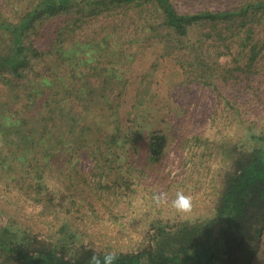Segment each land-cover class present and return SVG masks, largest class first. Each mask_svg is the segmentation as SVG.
<instances>
[{
    "label": "trees",
    "instance_id": "obj_1",
    "mask_svg": "<svg viewBox=\"0 0 264 264\" xmlns=\"http://www.w3.org/2000/svg\"><path fill=\"white\" fill-rule=\"evenodd\" d=\"M198 1L207 3L202 9L179 11L173 0H0V171L36 203L42 202L43 190L50 196L47 177L56 178L66 166L73 180L70 175L88 154L101 166L124 164L123 149L126 153L132 141L120 120L125 95L121 66L134 61L136 53L129 47L147 42L145 37L163 43L164 56L175 55L194 75L191 80L224 95L220 101L243 125L238 140L221 146L230 167L214 217L186 228L196 235L189 241L184 233L162 247L116 252V264H252L263 231L264 0ZM126 10L135 11L129 17L139 36L128 47L124 35H130L121 22L114 26L119 30L114 39L113 34L100 37L101 32L84 44L75 39L86 19ZM224 55L233 56L232 65L220 66ZM144 103L140 100L141 108ZM144 131L133 135L147 144L145 157L156 170L172 139L151 124ZM165 228L158 225L156 233ZM69 231L63 225L64 237L54 243L4 225L0 264H89L92 255L109 252L76 245Z\"/></svg>",
    "mask_w": 264,
    "mask_h": 264
},
{
    "label": "rangeland",
    "instance_id": "obj_2",
    "mask_svg": "<svg viewBox=\"0 0 264 264\" xmlns=\"http://www.w3.org/2000/svg\"><path fill=\"white\" fill-rule=\"evenodd\" d=\"M173 2L179 11L202 9L207 3ZM134 12L117 11L88 18L77 30L75 39L84 44L98 32L100 37L113 34L114 39L119 34L114 26L123 24L124 33L134 35H124L128 47L130 40L139 38L129 17ZM58 18L61 20L63 16ZM143 39L147 42L140 40L129 47L136 53L134 61L121 66L125 73V95L121 100L120 120L132 141L127 143L126 153L123 149L124 164L101 166L88 154L73 169L70 175L73 180L68 179L66 166L56 178L47 177L50 196L46 197L48 192L43 190L41 203L33 201L21 185L0 171V227L9 226L22 235L24 231L33 232L56 243L64 237L61 227L68 225L76 245L84 243L109 252L126 253L147 246L162 247L184 233L183 238L189 241L196 235L186 228L214 217L217 198L230 167L221 146L238 140L243 125L224 100L220 101L224 95L219 96L221 93L205 82L191 80L194 75L181 67L175 55L164 56L167 49L156 37ZM185 51L180 54L187 56L189 52ZM210 56L216 60V51L212 50ZM232 60V55L218 59L220 66H230ZM220 74L217 68L216 83ZM220 92L224 93V89ZM140 100L145 102L142 108ZM246 116L250 118L248 112ZM148 124L170 134L172 139L163 165L156 170L145 157L147 144L143 138L138 139L139 135H133L145 132ZM180 190L193 201L192 211L186 215L171 206ZM161 192L167 193V201L157 205L153 197ZM158 225L166 226V232L157 234ZM260 227L263 231L257 238L252 264H264V222ZM188 230L190 234L186 236Z\"/></svg>",
    "mask_w": 264,
    "mask_h": 264
},
{
    "label": "clouds",
    "instance_id": "obj_3",
    "mask_svg": "<svg viewBox=\"0 0 264 264\" xmlns=\"http://www.w3.org/2000/svg\"><path fill=\"white\" fill-rule=\"evenodd\" d=\"M155 203L160 205L167 201V193H157L153 197ZM171 206L181 214H189L193 208V201L190 195H186L182 190L177 191L175 198L171 201ZM118 256L115 252H107L102 257L94 254L90 257L89 264H116Z\"/></svg>",
    "mask_w": 264,
    "mask_h": 264
}]
</instances>
